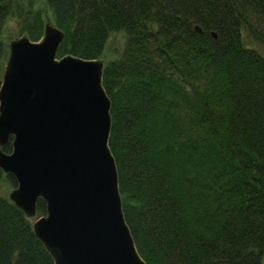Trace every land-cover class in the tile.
Here are the masks:
<instances>
[{"label":"trees","instance_id":"1","mask_svg":"<svg viewBox=\"0 0 264 264\" xmlns=\"http://www.w3.org/2000/svg\"><path fill=\"white\" fill-rule=\"evenodd\" d=\"M44 2L64 31L57 56L103 59L110 33L125 34L103 59L102 83L123 214L141 257L264 264V53L245 41L264 45V0ZM33 4L0 0V60L8 18L19 35L41 36ZM2 148L11 150V137ZM45 212L39 197L36 213ZM0 264H53L32 218L1 193Z\"/></svg>","mask_w":264,"mask_h":264},{"label":"water","instance_id":"2","mask_svg":"<svg viewBox=\"0 0 264 264\" xmlns=\"http://www.w3.org/2000/svg\"><path fill=\"white\" fill-rule=\"evenodd\" d=\"M63 37L47 20L37 40L23 33L8 42L0 82V168L16 180L8 196L33 218L53 264H148L123 214L104 62L58 57Z\"/></svg>","mask_w":264,"mask_h":264},{"label":"rangeland","instance_id":"3","mask_svg":"<svg viewBox=\"0 0 264 264\" xmlns=\"http://www.w3.org/2000/svg\"><path fill=\"white\" fill-rule=\"evenodd\" d=\"M13 1H19L21 3H24L26 5L28 0H13ZM34 2V7L39 8L42 11L44 20L47 21L49 20L51 23H53V19L51 16V12L48 10L46 7V4L44 0H33ZM54 24V23H53ZM19 26H18V20L17 18L11 17L8 18L5 22V25L3 27V32L2 36L3 39L6 43L15 36H19ZM125 38V34L123 31H112L108 37L106 48H105V53H104V60L109 59L111 57H114L118 54L120 51L123 41ZM245 41L247 42L248 45L257 48L259 51L264 53V45L257 43L255 41L250 40L246 35H245ZM6 58L0 60V80H1V75L3 71V66L5 63ZM14 187L12 181L9 179V177L6 176V174L3 172V175L0 179V193L7 195L9 194V191Z\"/></svg>","mask_w":264,"mask_h":264}]
</instances>
